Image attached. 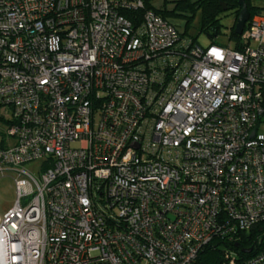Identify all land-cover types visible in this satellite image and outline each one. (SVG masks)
I'll list each match as a JSON object with an SVG mask.
<instances>
[{"label": "built area", "instance_id": "2783aa9c", "mask_svg": "<svg viewBox=\"0 0 264 264\" xmlns=\"http://www.w3.org/2000/svg\"><path fill=\"white\" fill-rule=\"evenodd\" d=\"M153 1L0 0V264H195L264 223V15L202 48Z\"/></svg>", "mask_w": 264, "mask_h": 264}, {"label": "trees", "instance_id": "16d2710c", "mask_svg": "<svg viewBox=\"0 0 264 264\" xmlns=\"http://www.w3.org/2000/svg\"><path fill=\"white\" fill-rule=\"evenodd\" d=\"M244 3L246 4L250 14V19L245 26L246 30L250 21L255 15H264V8L253 7L251 4V0H244ZM222 5L227 8L226 11H223ZM151 9L155 14L160 16L165 21L169 22L167 20L169 14L166 13L165 7L164 9L159 10L153 6L151 7ZM177 9L181 12L190 13L192 15H194L197 11L200 12V32L204 33L213 41L211 45H218L214 42V40L220 34L221 17L226 15H233L234 23L231 28L230 39L234 42L233 50H240L242 48V45L239 46L238 43L239 37L233 32L235 21L240 11L238 0H197L195 3H190L189 1H181L177 4ZM193 41L196 44V39H193ZM225 249H229L235 252L239 257L244 258L253 256L264 250V223L256 225L248 232L239 233L236 236V241L230 243L221 240L213 241L204 248L203 252L197 258L195 264H221L223 261V253ZM247 249H251V254L249 256L243 255L242 253L243 250Z\"/></svg>", "mask_w": 264, "mask_h": 264}, {"label": "rangeland", "instance_id": "374dc122", "mask_svg": "<svg viewBox=\"0 0 264 264\" xmlns=\"http://www.w3.org/2000/svg\"><path fill=\"white\" fill-rule=\"evenodd\" d=\"M181 1H189L195 3L197 0H154L152 5L156 9H164L168 13L167 20L173 24L177 30L184 36L191 39H196V44L202 48H206L212 44V40L204 33L200 32V12L197 11L194 15L184 13L177 9V4ZM234 23L233 15L221 17V30L219 36L214 40L218 45L234 48V42L230 39L231 28ZM3 126L0 124V131ZM1 140V138H0ZM41 168V162H35L26 166V169L36 176V173ZM16 193L14 183L11 177H0V217L5 215L14 205Z\"/></svg>", "mask_w": 264, "mask_h": 264}, {"label": "water", "instance_id": "95a60500", "mask_svg": "<svg viewBox=\"0 0 264 264\" xmlns=\"http://www.w3.org/2000/svg\"><path fill=\"white\" fill-rule=\"evenodd\" d=\"M238 6L240 8V11L235 21L233 32L235 35L240 36L243 33L245 26L250 19V14L246 4L244 3V0H238ZM222 8L223 11L227 10V8L224 5H222ZM242 253L249 254L251 253V249L243 250Z\"/></svg>", "mask_w": 264, "mask_h": 264}, {"label": "crops", "instance_id": "0c3cea01", "mask_svg": "<svg viewBox=\"0 0 264 264\" xmlns=\"http://www.w3.org/2000/svg\"><path fill=\"white\" fill-rule=\"evenodd\" d=\"M251 4L256 8H264V0H251Z\"/></svg>", "mask_w": 264, "mask_h": 264}]
</instances>
